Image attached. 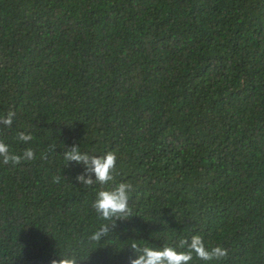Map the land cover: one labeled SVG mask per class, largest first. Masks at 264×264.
<instances>
[{
    "label": "trees",
    "instance_id": "trees-1",
    "mask_svg": "<svg viewBox=\"0 0 264 264\" xmlns=\"http://www.w3.org/2000/svg\"><path fill=\"white\" fill-rule=\"evenodd\" d=\"M9 111L0 140L36 158L0 163V264H129L133 241L195 234L228 249L211 264H264V0H0ZM74 145L116 153L105 189L133 186L98 244L100 185L77 182Z\"/></svg>",
    "mask_w": 264,
    "mask_h": 264
},
{
    "label": "clouds",
    "instance_id": "clouds-1",
    "mask_svg": "<svg viewBox=\"0 0 264 264\" xmlns=\"http://www.w3.org/2000/svg\"><path fill=\"white\" fill-rule=\"evenodd\" d=\"M14 117L15 112L9 111L6 117H0V126L11 127ZM33 139L31 134L17 133V140L24 144H28ZM54 148V145L49 146L50 151ZM35 158L36 153L32 148H25L22 153L17 154L3 140H0V163L3 165L15 166L22 161H32ZM63 160L66 164L75 162L84 166L83 173L76 177L77 182L84 188L100 185L91 208L101 223L88 237L90 242L98 244L116 226L117 220H125L133 216V210L129 206L133 186L127 182H120L111 188H104L114 179L113 173L117 163V155L114 151H107L97 157L82 153L80 147L74 145L65 149ZM59 179V177L54 178V182L58 183ZM130 247L137 257L130 259L129 264H192L193 260L211 264L213 261L226 260L229 255L228 249L223 246L207 247L204 238L199 234L191 235L190 238H180L175 245L165 244L162 249L147 245L141 247L134 241ZM83 258L78 253H67L61 255L59 259H53L51 264H81Z\"/></svg>",
    "mask_w": 264,
    "mask_h": 264
}]
</instances>
